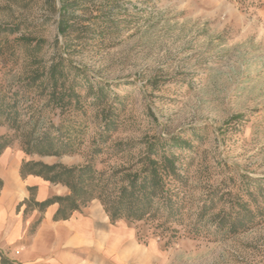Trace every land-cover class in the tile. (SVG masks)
I'll return each mask as SVG.
<instances>
[{"label": "rangeland", "instance_id": "374dc122", "mask_svg": "<svg viewBox=\"0 0 264 264\" xmlns=\"http://www.w3.org/2000/svg\"><path fill=\"white\" fill-rule=\"evenodd\" d=\"M64 1L67 38L58 31L61 0H0V81L11 87L34 62L61 53L126 96L115 140L194 143L191 208L217 189L216 218L246 174L264 210L256 183L264 184V9L245 12L234 0ZM10 60H21L12 73ZM10 147L22 150L19 141ZM43 160L73 166L85 154ZM124 222L152 264H264V218L235 234L214 227L166 246Z\"/></svg>", "mask_w": 264, "mask_h": 264}, {"label": "trees", "instance_id": "16d2710c", "mask_svg": "<svg viewBox=\"0 0 264 264\" xmlns=\"http://www.w3.org/2000/svg\"><path fill=\"white\" fill-rule=\"evenodd\" d=\"M234 1L245 12L264 9V0ZM61 3L58 31L67 38L71 34L68 5L64 0ZM20 61L10 60V73ZM0 75H5L2 68ZM110 85L61 53L49 64L34 62L11 87L0 81V126L9 129L0 135V155L19 141L24 153L22 178L34 175L69 189L65 195L39 202L32 196L36 187H31V198L18 209L27 205L43 212L57 203L54 220L61 221L98 199L112 223L124 220L135 224L140 235L143 230L140 238L151 233L165 246L184 235L209 233L214 227L235 234L264 218L263 204L249 191L252 178L246 174H240L241 182L229 208L216 218L211 216L220 195L217 189L208 191L199 206L191 208L194 143L175 135L147 137L140 141L141 146L131 139L115 140L126 110V96ZM93 124L98 126L94 134ZM80 154H85V162L73 166L33 158ZM256 183L264 197V184ZM0 264L14 262L2 255Z\"/></svg>", "mask_w": 264, "mask_h": 264}, {"label": "crops", "instance_id": "0c3cea01", "mask_svg": "<svg viewBox=\"0 0 264 264\" xmlns=\"http://www.w3.org/2000/svg\"><path fill=\"white\" fill-rule=\"evenodd\" d=\"M23 155L22 150L11 147L0 155V251L3 256L14 264H152V253L137 243L134 229L122 220L112 223L98 199L70 219L61 221L54 220L59 208L57 203L43 212L27 205L18 209L31 198V187H36L32 196L39 202L69 193L66 186L34 175L22 178Z\"/></svg>", "mask_w": 264, "mask_h": 264}, {"label": "water", "instance_id": "95a60500", "mask_svg": "<svg viewBox=\"0 0 264 264\" xmlns=\"http://www.w3.org/2000/svg\"><path fill=\"white\" fill-rule=\"evenodd\" d=\"M44 158H47V157H44Z\"/></svg>", "mask_w": 264, "mask_h": 264}]
</instances>
